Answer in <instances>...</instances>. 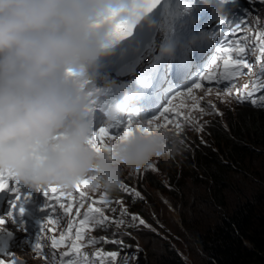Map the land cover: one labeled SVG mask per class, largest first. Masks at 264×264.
Instances as JSON below:
<instances>
[{"label": "clouds", "instance_id": "1", "mask_svg": "<svg viewBox=\"0 0 264 264\" xmlns=\"http://www.w3.org/2000/svg\"><path fill=\"white\" fill-rule=\"evenodd\" d=\"M215 2L219 17L230 14L227 5L234 0ZM215 2L203 0L202 5L208 6L209 11ZM263 3V0H252L241 6L242 13L239 15L235 11L233 19L231 17L228 38L221 40L217 36V46L208 47V51L217 58L215 65L211 63L208 66L207 76L212 79L201 81L197 78L198 81H195L196 77L186 73L178 80L173 92L175 95L168 102L165 103L162 94H159L148 106L147 116L159 124L164 122V118L160 117L164 108L175 105L174 111L166 115L175 117L178 111L180 121L188 116L195 126H185L179 137L173 135L175 129L169 123L172 131L161 129L151 134L137 131L121 139L120 129H111L110 126L122 117L126 123L131 119L134 125L138 120L127 112L131 97L125 92L124 101L109 106L106 112L105 128L117 136L116 139L106 140L111 152H97L89 141L94 131L101 128L97 126L94 129L92 121V113L95 114L99 106L93 102L89 86L95 81L99 62L109 56L116 42L121 40L116 37V25L132 23L135 26L145 19L147 13L143 12V0H0V173L13 174L16 180L31 189L53 185L72 189L77 182L95 177V183L111 192L106 197L110 203L103 209L110 219L101 224L99 214L89 213L85 222L88 231L83 236L89 239L87 244L91 250L94 247L105 254V264L110 260L109 253H116L112 264H120L117 254L123 253L124 246L131 242L115 231L116 226L127 227L126 224H129L127 228L136 237L146 223L157 228L139 211L140 204L148 197L143 187L150 183L145 181L153 173L145 167L154 163L159 169V162L167 160V157L178 162L176 156L185 157L199 145L210 147L213 130L217 125L229 130L228 118L232 119L238 110L264 111V71L261 70L264 54L261 53L262 41L259 39L264 30L251 22V16L259 12ZM148 24L154 26L151 21ZM237 24L241 31H232ZM245 35L258 56L256 59L246 52H238L242 47L239 37ZM221 46L232 49L230 54L233 59L238 54L242 55L251 68H242L240 76L224 80L221 75L224 72L222 53L217 51ZM176 51L175 42L161 45L159 55L169 58L168 67L178 65L172 59ZM190 58L197 62L204 56L202 53ZM119 72L131 80L139 79L130 61ZM254 82L260 86L253 96L256 104L242 95L252 90ZM195 83H200L201 87L195 88ZM149 85L161 92L169 89L152 82ZM245 85L249 87L245 89ZM189 89L199 100L198 107H193ZM209 105H215L222 115L209 111ZM197 128L203 130L197 131ZM137 169L140 172L133 184L124 174L136 173ZM122 182L130 191L119 190ZM74 200L77 203L71 206V211L65 212L60 208L62 216L57 213L48 215V218L50 215L53 217L58 230L65 229L76 217L84 219L88 205L84 203L78 213L81 198L75 196ZM122 209H126L123 216L125 223L116 224L113 221L121 218ZM132 215L142 219L144 224L132 221ZM8 221L11 231L19 236L25 235L23 231L31 225L28 220ZM133 224L138 229L132 227ZM26 233L30 239L40 237L35 230ZM32 250L38 251L36 248ZM65 250L71 252L72 245L66 246ZM96 253L93 255L96 256ZM30 261L36 263L38 258H31Z\"/></svg>", "mask_w": 264, "mask_h": 264}, {"label": "trees", "instance_id": "2", "mask_svg": "<svg viewBox=\"0 0 264 264\" xmlns=\"http://www.w3.org/2000/svg\"><path fill=\"white\" fill-rule=\"evenodd\" d=\"M264 149V111L242 110L230 121L229 130L216 127L210 147L199 145L181 159L183 166L181 188L186 179L203 187L205 196L194 192L197 204L191 200L181 204L182 225L191 234L196 256L190 261L168 245L167 255L159 257L161 264H264V190L252 196L240 197L234 205L226 200V191L234 187L235 177L260 176L254 168L259 153ZM180 175V174H179ZM178 173L170 176L175 183ZM155 190L168 195L179 206L173 192L166 189L161 179H146ZM177 196V195H176ZM204 205L213 213L209 227L194 229L192 217L203 212ZM184 211L190 219L187 220ZM140 237V236H139ZM182 253L183 249L180 250ZM158 255L157 253H155ZM150 255V254H148Z\"/></svg>", "mask_w": 264, "mask_h": 264}, {"label": "rangeland", "instance_id": "3", "mask_svg": "<svg viewBox=\"0 0 264 264\" xmlns=\"http://www.w3.org/2000/svg\"><path fill=\"white\" fill-rule=\"evenodd\" d=\"M258 10V13L251 16V22L256 24L261 30H264V3ZM136 75L142 83H149L150 76L146 71L138 70ZM134 95L135 93L130 95L131 99ZM240 111L241 110H238L235 113ZM230 121L231 117L229 116L228 123ZM181 158H184V156H176V159L179 160L178 162L173 161L170 157H167V160L165 161H160L158 165L159 169L155 166L156 170H152L153 173L150 176V179H161V183L166 189L172 191V195L178 199L180 208L174 207L175 202L170 196L163 194L161 191L155 190L151 184H146L143 189L148 197L143 204H140L139 211L152 220V223L157 226V228L146 223L141 230H138V235L140 237H136L134 234L130 233L127 228L129 227V224H126L127 227L116 226L115 231L118 232L127 242H131L128 246H124V249H122L123 253L117 254V259L120 264H161L158 256L165 257L167 255L166 252L168 251V245L174 246L185 260L190 261L196 256V253H193L190 256L188 255V252L193 249V243L191 240V234L186 231L182 225L181 204H187L192 200L193 205H196V196L190 195V193L194 192L200 198L205 196V193L203 187H201L198 181L197 183L192 182L191 177L186 179L187 183L185 188H181L179 183L184 182L182 179L183 171L181 170L186 164L181 161ZM254 168L259 172L260 176L254 177L248 175L247 178H234V187L225 192L226 200L229 205H234L240 197L252 196L264 190V149L259 153ZM174 173H178V176L175 183H171L170 176ZM138 175L139 173H134V171L126 172L124 174V176L133 184L136 183L135 179ZM102 193L104 194V192ZM110 193L111 192H108L107 195ZM202 210L203 212L200 211L198 214L195 213L192 217L194 229H204L205 225L208 228L210 223L213 222L214 215L209 206L204 205ZM184 213L187 220H189V214L186 211H184ZM124 223L125 220L123 219V224ZM132 227H136L135 224H133ZM136 229L138 228L136 227ZM181 249H183L184 253L180 251Z\"/></svg>", "mask_w": 264, "mask_h": 264}, {"label": "snow or ice", "instance_id": "4", "mask_svg": "<svg viewBox=\"0 0 264 264\" xmlns=\"http://www.w3.org/2000/svg\"><path fill=\"white\" fill-rule=\"evenodd\" d=\"M160 3V0H143V12L148 13L151 12L155 7H157V5ZM115 13L113 14L112 18H115ZM133 27L134 24L132 23H120L116 25V37L118 39H124L127 36H130L132 34L133 31ZM232 31L235 32H239L241 31V27L239 24H237L235 26L234 29H231ZM259 39H261L262 44H261V53L264 54V33L261 34V36L259 37ZM231 48L230 47H221L219 49H217V51L222 53L221 58L223 59V67H224V72L221 74L223 76L224 80H230L234 77L240 76L242 74V68L245 69H250L251 65L249 63L246 62V60L244 59V57L242 55L239 54H243L245 52V48L244 47H239L238 49V56L237 58L233 59L231 53ZM212 64L215 65L216 64V60L214 59L212 61ZM261 70L264 71V64H261ZM212 79V77L210 76H201L200 80L203 81L204 79ZM195 88H200L201 84L200 83H195ZM232 87H234V83L232 85ZM245 89H247L249 86L245 85L244 86ZM260 89V86L254 82L253 86H252V90L248 91L246 93H243V97L244 98H251V102L253 104H256V99L253 98L254 93ZM232 88H229V91H231ZM208 91L210 92L211 89H208ZM239 91V90H237ZM178 95H182V93H178ZM188 95L189 98L191 99V101L193 102V107H198L199 106V100L197 99L196 96L191 94V89L188 90ZM175 109V105L169 106L164 108L163 112L160 113V117L164 118V122L160 123V124H155L153 122V120H147L146 122H136L134 125V122L130 119L126 126L124 127V130L122 132V134L120 135L121 139H126L127 137H129L130 135H132L134 132H141L144 134H151L154 131H159L161 129H165V130H171L169 128V123H172L175 131H172L173 135L175 137H179L185 126H195V122L192 121L190 119V117L186 116L185 119L183 121L179 120L180 117V113L177 111L176 112V116H168L166 114L173 112ZM203 111V110H202ZM209 111L213 112L214 114L217 115H222V113H219L218 110H216L215 105H209ZM179 121V122H177ZM197 131H202V128H197ZM117 136H113L108 128L105 127H101L99 129H97L96 131H94L92 138L90 139L89 143L92 145L93 149L97 152L100 151H104V152H111V148L109 147V144L106 142V140L110 139H116ZM180 143H183V141H180ZM145 170H153L155 171V165L153 163L148 164L145 167ZM135 172L138 174L140 172V169L135 170ZM14 179L13 174L8 173H0V192H3L5 190H8L10 187V182ZM95 177H90V178H85L79 182H77L75 184V186L72 188L75 191L80 192V198H81V203L79 204L78 208H77V212L79 213V209L83 208L84 205V197L86 195V193L84 191H81L82 186L84 188L90 189L92 191H98L101 190L102 188L99 186V184L95 183ZM63 188L57 187V186H49L47 188H45L44 191V196L46 198V200L48 201L47 207L49 210L54 211L55 210V205L57 203H59V207L63 208L65 210V212L71 211V205H68V207H65V204L67 203V200H64V202H61V198L62 197H68L70 198L72 196L71 192H65L63 191ZM119 190L122 191H130L127 186L122 182L119 186ZM104 195L101 196V200L99 203V206L93 207L92 204L88 205V209H87V213L85 214L84 220L81 221V227H80V231L82 232L84 230L85 227V222L88 221L89 217L88 214L89 213H93V214H99V222L101 224H105L109 221V217L106 216L103 212V208L106 207L110 201L107 200V193L108 191L103 190ZM137 196H139V193H136ZM20 197L19 195H17V201H19ZM119 203V201H118ZM13 209H15V204H13ZM112 211H115V209H112ZM21 214H23V208L21 207L20 209ZM126 214V209H122L121 211V218L118 220H114L113 222L116 224H123V216ZM11 216V214H9V217ZM130 219L132 221H137L139 224H144V221L142 219H140L139 217H137L136 215H132L130 217ZM47 224L52 225L55 223L53 217L50 215L49 218L47 219ZM6 223V220L0 218V226H3ZM45 224V223H44ZM44 224L41 226V232H43L44 229ZM64 236H61L59 240H52V247L53 248H57L59 246H62L64 243ZM77 239H80V234H77ZM113 243H115V241H112ZM90 243L95 244L96 241H90ZM35 248L37 250H40L41 248V244L39 242H37L35 244ZM71 255V259H67V260H61L60 264H100L99 261V257H100V253H96V257L97 260L93 261L90 260L88 256L86 255H82L80 252V246H78L77 244H73L72 245V251L71 253L69 252H65L64 256H70ZM110 257V260L108 261V264H112V261L115 260L116 257V253H109L107 254ZM12 264H20L19 261L13 259L12 260Z\"/></svg>", "mask_w": 264, "mask_h": 264}, {"label": "flooded vegetation", "instance_id": "5", "mask_svg": "<svg viewBox=\"0 0 264 264\" xmlns=\"http://www.w3.org/2000/svg\"><path fill=\"white\" fill-rule=\"evenodd\" d=\"M115 90L117 91H124L123 88H115ZM78 246H80V252L82 255H86L89 258H91L93 255L92 250L90 249V247L88 246L87 243H80Z\"/></svg>", "mask_w": 264, "mask_h": 264}, {"label": "bare ground", "instance_id": "6", "mask_svg": "<svg viewBox=\"0 0 264 264\" xmlns=\"http://www.w3.org/2000/svg\"><path fill=\"white\" fill-rule=\"evenodd\" d=\"M191 30H193V29H191ZM139 34H140V33H139ZM137 35H138V34H137ZM135 36H136V35H135ZM210 42H212L213 44H215L213 41H210ZM205 61H206V59H204L203 61H201V62H200V65L204 64Z\"/></svg>", "mask_w": 264, "mask_h": 264}]
</instances>
